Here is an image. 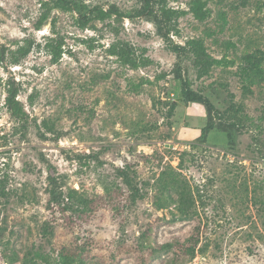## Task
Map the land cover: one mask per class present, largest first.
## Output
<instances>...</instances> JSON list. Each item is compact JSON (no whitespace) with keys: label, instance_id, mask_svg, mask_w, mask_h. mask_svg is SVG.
Returning a JSON list of instances; mask_svg holds the SVG:
<instances>
[{"label":"rangeland","instance_id":"374dc122","mask_svg":"<svg viewBox=\"0 0 264 264\" xmlns=\"http://www.w3.org/2000/svg\"><path fill=\"white\" fill-rule=\"evenodd\" d=\"M84 1L124 11L140 6ZM191 1H169L185 10L173 39L202 37L209 53L228 61L203 78L190 58L182 63V75L220 111L205 143L197 138L207 110L181 95L177 55L151 21L112 17L82 27L76 12L54 9L37 29L41 0H0V56L7 47L0 61V178L7 193L0 195V264H58L61 253L80 264H264V81L246 93L237 73L245 52L264 49V0H204V21L190 11ZM55 36L63 40L58 61L44 47ZM27 38L35 39L31 52L11 63ZM118 39L149 62L123 64L109 52ZM9 81L20 86L24 120L6 104ZM120 167L135 173L142 189L135 202ZM172 171L197 198L190 218L174 204H155L159 177ZM50 174L65 192L87 198L88 209L50 206ZM167 242L174 246L161 250Z\"/></svg>","mask_w":264,"mask_h":264},{"label":"trees","instance_id":"16d2710c","mask_svg":"<svg viewBox=\"0 0 264 264\" xmlns=\"http://www.w3.org/2000/svg\"><path fill=\"white\" fill-rule=\"evenodd\" d=\"M140 6L130 11H124L118 6H111L105 9L102 6H91L84 0H41L42 14L37 22V29H41L51 17L54 9H61L66 11H74L78 14V23L82 27H86L93 20L105 21L106 19L114 17L115 19L144 17L155 24L157 33L160 35L170 51L177 55L176 69L177 76L182 80L181 95L190 102H199L203 104L207 110L206 124L201 127L200 134L197 140L201 143L208 141L210 133L217 127L215 116L220 113L212 100L206 96L202 91L196 90L192 87L191 81L182 75V63L185 58H190L194 63L197 78H203L210 74L216 65L228 63L226 58H217L209 53L207 45L202 37L188 38L184 44L176 42L172 33H179L177 18L184 14L185 10H179L170 6V0H138ZM204 0H192L190 2V11L194 16L204 21L210 14V10L206 7ZM54 28L55 21H51ZM35 44L34 38H27L25 44L20 45L15 51H12L10 61L13 64H19L32 50ZM38 45H40L38 43ZM63 40L58 37H47L44 47L52 55L54 61H58L63 54ZM7 52L6 46H1L0 61L5 60ZM109 52L116 55L118 59L126 65L133 68L146 65L149 62L148 58H144L136 52L135 47L128 41L116 40L109 47ZM237 73L243 81V86L246 91L253 92V86L264 81V49L256 48L252 51H247L241 56ZM20 92V86L16 81H9L7 88L6 104L9 110L15 117L24 120L26 115L22 103L17 99ZM177 106V102L169 104L168 115H172ZM222 123V122H220ZM118 176L123 179V182L130 190V197L133 202L142 198L140 188L135 173L132 175L126 167L118 168ZM166 173L163 172L158 179L157 185L159 188V195L157 194L155 204L159 209H164L175 205L181 218H190L196 212L197 198L194 196L193 188L179 177L178 173L169 172L168 176L164 178ZM49 180V194L50 206H59L66 211L74 209L75 204L77 209H88L89 202L87 198L81 195L76 189H69L67 192L63 190L62 184L57 177L50 174ZM0 178V195H5V186ZM174 194L176 197H174ZM76 209V208H75ZM43 232L45 235L49 233L47 224L44 225ZM198 238L194 246L189 248L190 253L194 256L197 253ZM174 246L173 243L167 242L160 246L161 250L168 251ZM206 246L198 249V252H205ZM38 256L43 257L37 252ZM25 263V262H24ZM10 264V263H9ZM26 264V263H25ZM58 264H80L77 260H73L68 254L61 253Z\"/></svg>","mask_w":264,"mask_h":264},{"label":"crops","instance_id":"0c3cea01","mask_svg":"<svg viewBox=\"0 0 264 264\" xmlns=\"http://www.w3.org/2000/svg\"><path fill=\"white\" fill-rule=\"evenodd\" d=\"M200 132V131H199Z\"/></svg>","mask_w":264,"mask_h":264}]
</instances>
